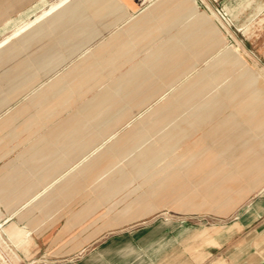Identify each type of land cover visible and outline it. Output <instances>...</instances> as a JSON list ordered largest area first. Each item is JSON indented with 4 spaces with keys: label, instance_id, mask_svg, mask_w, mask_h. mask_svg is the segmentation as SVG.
Wrapping results in <instances>:
<instances>
[{
    "label": "rangeland",
    "instance_id": "374dc122",
    "mask_svg": "<svg viewBox=\"0 0 264 264\" xmlns=\"http://www.w3.org/2000/svg\"><path fill=\"white\" fill-rule=\"evenodd\" d=\"M57 1L4 0L0 41ZM163 2L72 0L0 50V264L99 239L102 264H264L262 226L237 232L263 183L241 178L233 207L216 188L257 144L241 122L264 107V0Z\"/></svg>",
    "mask_w": 264,
    "mask_h": 264
},
{
    "label": "bare ground",
    "instance_id": "6f19581e",
    "mask_svg": "<svg viewBox=\"0 0 264 264\" xmlns=\"http://www.w3.org/2000/svg\"><path fill=\"white\" fill-rule=\"evenodd\" d=\"M92 2H95L96 0H91ZM172 2L176 5H183L185 7V9H189L190 11H192V13H194V8L192 7L194 5V1L195 0H166V2L161 3L158 6V9L161 8L163 5ZM201 1V0H200ZM72 2V0H59L53 4H51L50 8L47 10H43L40 14L35 15V17L33 19L27 20L25 22H22L19 26H17L15 28V30L9 34L8 36L4 37L1 41H0V50L3 49L6 45L9 44V42L15 38H18L20 36H22L23 34L27 33L29 30L33 29L36 25H38L39 23H42L43 21H47V19H51V17H53L55 15V13L58 10H61L63 8H65L66 6H68L70 3ZM157 9V10H158ZM201 9V8H200ZM25 11V10H24ZM214 15V14H213ZM215 16V15H214ZM53 21V19L51 20V22ZM203 32L207 34V39L208 42L210 40L213 39V32L212 29L210 30L207 26L203 28ZM124 40V39H123ZM120 42V41H119ZM231 55H235V53H231ZM157 60L160 59V57L158 56L156 58ZM112 60V58H111ZM229 61V60H228ZM230 62V61H229ZM227 64V63H226ZM162 71V70H161ZM162 77V76H161ZM166 77V76H165ZM160 80V77H158ZM162 79V78H161ZM173 79V78H172ZM192 84L188 85L186 87V89H184L185 91H190ZM193 87V86H192ZM65 88V87H64ZM63 88V89H64ZM253 100V101H252ZM101 101V100H100ZM252 101V102H250ZM255 99L253 96L249 97V104L251 103V108H255L256 104H255ZM254 102V103H253ZM250 108V109H251ZM255 109L252 110L253 114L248 118V123H252L255 121L256 118H258L259 116L263 115L264 113V108L255 112ZM47 111V110H46ZM52 111V110H51ZM51 111H48V113H50ZM255 112V113H254ZM213 113V112H212ZM157 118L159 117L158 115H156ZM262 117V116H261ZM255 144V143H254ZM192 149V148H190ZM188 152H190V150H188ZM47 155V153H46ZM45 155V156H46ZM259 155V154H258ZM42 156L40 159H42ZM97 156L92 162H90L89 164L86 165V167H84L83 169L79 170L78 172L74 173V175L69 178L66 183L61 186V192H66L68 189H70L72 187V185L74 184V181L77 180L78 176L80 175H85L88 176L90 174L95 173L96 171H98V169L101 166V161H102V157ZM264 158V157H263ZM252 159V158H251ZM260 161V160H259ZM252 164V162L250 163ZM255 162L250 165L246 170H248V174L247 176H251L253 173H255V171H257V165L255 166ZM246 165V164H245ZM71 171V170H70ZM238 171V170H237ZM69 172V171H68ZM244 174V172H243ZM227 176V175H226ZM229 178L223 179L225 181H221L218 185H217V190L219 192V194H221L223 197L227 198V206L228 207H233L234 205H236V203L238 202V199L242 198L244 196V191H245V187H242V183L239 182L240 179L242 178L243 181L245 182L247 179L243 176H240L239 173H231L228 175ZM234 178V179H233ZM246 179V180H245ZM235 182V183H234ZM238 183H241L238 184ZM246 183V182H245ZM264 189V184L261 186L260 189L257 190V193L262 191ZM262 193V192H261ZM252 206V205H251ZM253 211V210H252ZM8 222V221H7ZM236 224V223H235ZM240 225V224H239ZM226 228V227H225ZM224 229V228H223ZM216 230V229H215ZM242 230V229H241ZM7 236L8 239L12 240V239H22V240H26V238L28 237L29 233L24 231V229H20L16 226H11L8 230L4 231ZM234 233V232H233ZM236 233V232H235ZM233 235V234H232ZM232 237V236H231ZM216 238V237H215ZM214 241V240H213ZM218 241V240H217ZM216 241V243H217ZM22 242V241H21ZM23 243V242H22ZM18 243H16L15 246H17ZM237 244V243H236ZM22 245V244H20ZM235 246V245H234ZM220 247V246H219ZM252 250V249H251ZM1 258V256H0Z\"/></svg>",
    "mask_w": 264,
    "mask_h": 264
},
{
    "label": "crops",
    "instance_id": "0c3cea01",
    "mask_svg": "<svg viewBox=\"0 0 264 264\" xmlns=\"http://www.w3.org/2000/svg\"><path fill=\"white\" fill-rule=\"evenodd\" d=\"M0 6H4V0H0ZM248 99L249 98H247V100H244L243 103L245 101L247 102ZM263 108H261V109H263ZM248 109H249V107H248ZM248 109H245L242 111L240 109V111L241 112H247ZM261 109H259V110H261ZM261 116L264 117V113ZM261 116H259V117H261ZM241 123H244L245 125H247L246 126L247 127V134L250 135L249 133H251V136H253L251 139H255L257 144L255 146H253L252 149H249V152L244 155L243 160H242L243 163L241 164V166L238 168V171H236V172L239 173L240 176L245 177L247 179V180L245 179L246 180L245 182L248 184H250V183H252V184L263 183L264 184V158H263L264 157V137L258 138L256 136L257 134L258 135L264 134V120H263V122H260V119H259V121L255 122L254 124L253 123L251 124L248 122H247L248 124L246 122H241ZM238 124H240V123H238ZM237 134H238V137L236 140H238V142L241 143L240 142L242 140L241 134L244 135L245 132L244 131L241 132L239 130V133H237ZM251 139H250V137H248V140L246 139L245 141H242L243 146H245L247 141L249 142ZM251 162H252V164L254 162L256 163L255 166L257 165V168H256L257 171H255V173H253L251 176H247L249 171L246 169L250 165H252V164H250ZM243 172H244V174H243ZM262 185H258V186L256 185V186H254L256 189L255 188L254 189L258 190L261 188ZM252 198H253L252 201L243 208V210L241 211V213L238 217L237 232H244L246 230H250L251 228H254L256 230L257 228H259L261 226H262V229H264V226H263L264 225V189L258 193L256 191L255 195ZM101 240L102 239H99L97 241L96 244L98 246L97 245H96V247H94L95 245L92 246V248H94V250L96 249V252L94 251L95 254L86 255L82 258L81 257H75L73 259L59 261V262H57V264H102V262L104 260L103 254H105V253L102 252L103 247L100 245L102 242ZM105 248H108V251L114 250V253H116L118 251V249L115 247V245L107 246Z\"/></svg>",
    "mask_w": 264,
    "mask_h": 264
}]
</instances>
